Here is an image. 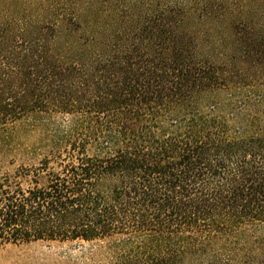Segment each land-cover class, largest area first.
I'll return each mask as SVG.
<instances>
[{
    "label": "trees",
    "instance_id": "1",
    "mask_svg": "<svg viewBox=\"0 0 264 264\" xmlns=\"http://www.w3.org/2000/svg\"><path fill=\"white\" fill-rule=\"evenodd\" d=\"M78 264H264V0H0V247Z\"/></svg>",
    "mask_w": 264,
    "mask_h": 264
},
{
    "label": "rangeland",
    "instance_id": "2",
    "mask_svg": "<svg viewBox=\"0 0 264 264\" xmlns=\"http://www.w3.org/2000/svg\"><path fill=\"white\" fill-rule=\"evenodd\" d=\"M81 250L60 243L0 247V264H78Z\"/></svg>",
    "mask_w": 264,
    "mask_h": 264
}]
</instances>
